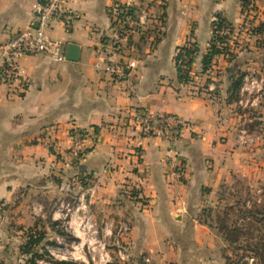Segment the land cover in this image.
<instances>
[{
  "label": "crops",
  "instance_id": "0c3cea01",
  "mask_svg": "<svg viewBox=\"0 0 264 264\" xmlns=\"http://www.w3.org/2000/svg\"><path fill=\"white\" fill-rule=\"evenodd\" d=\"M43 1L0 0V41L34 24ZM141 1L64 0L76 15L72 27L53 22L46 33L64 51L75 44L78 58L28 55L20 61L25 88L20 80L0 83V264H26L21 245L31 234L55 241L57 202L75 184L96 186L89 208L97 223L129 221L123 264H220L221 233L200 220L207 198L218 205L241 182L264 203V28L237 29L245 19H264V0H245L247 7L243 0H165L153 47L145 41L154 31L138 39L136 75L114 82L95 66H104L110 9ZM217 14L236 45L231 59L216 55L203 72ZM189 43L197 47L193 75L182 81L175 56ZM142 108L188 126L173 140L143 137L134 124ZM74 129L95 133L79 161L69 151Z\"/></svg>",
  "mask_w": 264,
  "mask_h": 264
},
{
  "label": "built area",
  "instance_id": "2783aa9c",
  "mask_svg": "<svg viewBox=\"0 0 264 264\" xmlns=\"http://www.w3.org/2000/svg\"><path fill=\"white\" fill-rule=\"evenodd\" d=\"M164 4L165 0H143L140 4H114L110 9L112 25L110 34L102 38L101 46L105 55L104 66L101 67L96 63V67L102 68L105 73L114 82H123L132 79L136 74L137 68L135 53L137 51L136 38L148 31L153 32L145 41L148 48H152L156 36L160 32L164 21ZM35 23L28 28L15 33L6 41H0V83L12 84L20 80V88L26 86V79L21 77L20 61L23 57L32 54H45L55 61H61L64 57V42L58 39L48 37L46 30L49 29L53 22L60 23L65 30L72 27L75 13L72 9L64 4V0H44L34 6ZM248 10V15L252 14ZM254 19V18H253ZM214 18L213 21H217ZM245 19L237 27L240 32L253 34V23ZM254 21V20H253ZM223 40V42H222ZM212 41L217 47H226L231 49L236 45L233 29L230 25L213 24ZM228 53V52H227ZM228 55V54H226ZM178 66L182 72L186 73L190 79L193 75L191 64L188 63V57L182 55L178 60ZM212 86V82L208 85ZM134 124L139 129L143 137L159 136L162 139H176L181 131L188 126V123L173 114L154 112L146 108L136 111L134 115ZM95 133L92 131L74 129L72 133V145L70 154L72 160L79 161L86 151L94 144ZM185 166L178 165L180 172H185ZM96 186L91 184L85 191L88 200L83 195V202L79 208L87 210V204L95 193ZM58 211V208H57ZM82 224V245L71 246V249H62L60 239L56 237L55 245L46 243V251L54 260H71L78 262L83 261L85 264H106L116 261L123 264L129 259L128 243L126 241L131 230L129 221L124 220L113 224L107 220L98 226L94 216L89 211L78 222L77 226ZM89 257L86 255V251ZM61 249V252H60ZM78 260V261H77ZM149 262V258L144 259ZM37 264H52L46 259H37Z\"/></svg>",
  "mask_w": 264,
  "mask_h": 264
},
{
  "label": "rangeland",
  "instance_id": "374dc122",
  "mask_svg": "<svg viewBox=\"0 0 264 264\" xmlns=\"http://www.w3.org/2000/svg\"><path fill=\"white\" fill-rule=\"evenodd\" d=\"M247 9L253 11L256 7L251 6ZM253 20L256 19L249 20L254 24L252 31L260 32L264 28V19L256 22ZM236 186V189L233 185L227 194L225 191V194L219 197L221 201L217 203L218 205L213 204L208 197L206 206L200 212V220L221 233L224 242L221 247L223 259L220 264H264V203L262 201L258 203L257 196L248 189L249 184L240 182ZM65 191L66 194L57 202L59 216L55 230L60 239V247L71 249V246L82 245V224L77 225L88 211L92 212L89 208L90 203L87 204L88 211L78 209L83 202V195L86 201L88 200L84 189L78 184L71 185ZM98 226H101L100 221ZM84 250L89 257L85 246ZM78 262L85 264L81 260ZM91 263L89 260L86 264ZM26 264H30L28 258Z\"/></svg>",
  "mask_w": 264,
  "mask_h": 264
},
{
  "label": "trees",
  "instance_id": "16d2710c",
  "mask_svg": "<svg viewBox=\"0 0 264 264\" xmlns=\"http://www.w3.org/2000/svg\"><path fill=\"white\" fill-rule=\"evenodd\" d=\"M243 4L244 7H247L248 2L243 0ZM216 18L218 19L217 21H213L212 23H217L219 26L220 25H229V23L222 18L219 14L216 15ZM145 32L141 35H139V37L136 38L137 42L138 39H142L144 38ZM223 42V40H222ZM229 49L226 47H217L213 41H211V44L209 46V50L203 55V59H202V71L205 72L210 68V65L212 63V59L214 58V56L219 55L221 53L224 54H229L230 53V57L229 59H231L233 57V55H231V51H228ZM197 51V47L194 43H189L188 45L182 46L178 48V52L175 56V60H176V65H177V69H178V73H179V78L182 81H188L189 77L186 73L182 72V69L178 66V60L182 57V55H185L188 57V63L191 64L193 57L195 55ZM228 52V53H227ZM241 84V79L237 78L233 83H232V87L234 90H237L240 87ZM43 240V236H41L40 233H36L35 234H31L27 240V242L25 244H22V252L28 255V261L30 264H37L36 260L37 259H46L49 260L52 264H82L79 262H75V261H71V260H54L49 253L46 251L44 245L46 243L55 245V243L53 241H47L45 244L42 243ZM106 264H118L116 261H112V262H108Z\"/></svg>",
  "mask_w": 264,
  "mask_h": 264
},
{
  "label": "water",
  "instance_id": "95a60500",
  "mask_svg": "<svg viewBox=\"0 0 264 264\" xmlns=\"http://www.w3.org/2000/svg\"><path fill=\"white\" fill-rule=\"evenodd\" d=\"M37 23H34L33 26H36ZM64 57L67 60H76L78 58V47L73 43H68L64 51Z\"/></svg>",
  "mask_w": 264,
  "mask_h": 264
}]
</instances>
